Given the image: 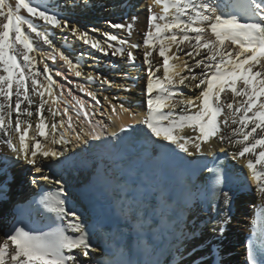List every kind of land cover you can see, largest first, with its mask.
Here are the masks:
<instances>
[{
	"label": "snow or ice",
	"instance_id": "snow-or-ice-1",
	"mask_svg": "<svg viewBox=\"0 0 264 264\" xmlns=\"http://www.w3.org/2000/svg\"><path fill=\"white\" fill-rule=\"evenodd\" d=\"M89 6V0H0V203L9 199L18 164L30 169L33 186L43 181L55 189L27 203L34 221L17 207L0 235V264H132L115 243H94L97 227L70 205L52 169L67 159L69 146L120 144L137 131L145 151L185 160L203 176L186 210L198 204L217 238L232 219L229 162L239 166L238 183L259 199L245 264H264V0H149L142 42L133 39L139 17L130 9L103 26H82L66 14ZM105 62L117 76L105 74ZM141 67L143 114L130 100L101 96L91 86L130 95L139 77L128 70ZM137 226L143 228L142 217ZM199 238L193 224L177 264H208ZM221 252L219 243L208 250Z\"/></svg>",
	"mask_w": 264,
	"mask_h": 264
},
{
	"label": "bare ground",
	"instance_id": "bare-ground-1",
	"mask_svg": "<svg viewBox=\"0 0 264 264\" xmlns=\"http://www.w3.org/2000/svg\"><path fill=\"white\" fill-rule=\"evenodd\" d=\"M68 2L71 3V0ZM146 2L149 0H89L90 6L87 9L79 8L78 13L85 20L83 26H103L106 19L118 22L125 11L130 9L129 16L135 14L139 17L133 39L142 42V30L146 26ZM69 11L71 12V10ZM54 42L57 43V46L63 43L58 31ZM75 47L79 49V45ZM88 63L91 62L88 61ZM107 67V62H105L106 75L117 76L115 72L106 71ZM90 70V68H85L86 72ZM128 71L131 75L139 77L135 81L130 95L113 90L105 92L95 84L91 86L101 96H117L120 99L130 100L134 109L143 114L146 107L144 103L146 73L142 67ZM70 78L75 79L74 77ZM128 83L132 84L133 82L128 81ZM96 119L106 120V116L97 115ZM141 142L142 134L137 131L132 134L131 140L115 144V151L112 154L96 148L95 144L87 151L76 150L69 146V151L65 154L67 159L52 169V173L57 178L62 177L70 205L82 215L86 223L97 227L94 243L100 246L115 243L123 249L124 258L130 260L132 264H177V261L180 260V253L177 252V249L183 252L184 234L195 224L200 231L198 242L207 243L203 254L208 264H214L212 262L213 255L208 254L209 248L214 243H219L222 248V252L215 260L222 256L223 264H245V243L247 233L250 231L249 221L255 214L259 199L254 192L250 193L242 189L238 183L239 166L233 168L231 162L229 163L231 174L234 177V182L230 185L234 194L230 209L232 219L227 224L224 236L217 238L213 232L209 231L212 224L206 223L208 218L200 211L198 204H195V211L186 210V205L194 203L197 199L194 185L203 179L201 174L194 172L188 166L184 173L173 175L174 180L168 189V198L164 196L162 197L163 202L158 201L154 204L147 200V194L152 196L149 186L156 175L157 165L162 157L158 150L145 151L141 146L135 150L134 148L141 145ZM218 147H223V145H218ZM99 156L106 162L105 165L104 161L102 163L98 161ZM137 162L142 166L140 169L135 168ZM112 164H115V170H110ZM11 172L14 179L9 185V199L0 203V235H3L10 227L13 214L17 211L18 206L23 208V219L26 222L38 219L34 214L30 215L31 209L28 208L27 203L38 197L40 193L55 190L43 181L36 186L29 183L30 169L22 164L13 167ZM169 173L173 174L172 171ZM244 175L247 177L246 171ZM132 180H135V183L130 184L129 182ZM248 183H251L250 180ZM125 188L133 191L132 199L137 202L131 208L135 215L127 216L128 218L122 215V211L115 201V196L119 193L124 194L122 192ZM143 190L146 193H143ZM169 198L171 202L168 201ZM120 201L125 200L121 197ZM141 211L144 212L146 226L139 229L137 225ZM167 212H171L173 217L168 222H166L165 216ZM211 219H215V216H212ZM122 223L128 224L126 230L122 229ZM160 240L163 242L161 248L158 249ZM187 246L190 247L191 244Z\"/></svg>",
	"mask_w": 264,
	"mask_h": 264
},
{
	"label": "rangeland",
	"instance_id": "rangeland-1",
	"mask_svg": "<svg viewBox=\"0 0 264 264\" xmlns=\"http://www.w3.org/2000/svg\"><path fill=\"white\" fill-rule=\"evenodd\" d=\"M79 8L71 10V12L68 10L67 11V15L70 16V18H72L73 20L77 21L79 24H81L82 26L84 25V19L81 17L80 13H78ZM78 14V15H77ZM80 15V16H79ZM78 93V92H77ZM79 94V93H78Z\"/></svg>",
	"mask_w": 264,
	"mask_h": 264
}]
</instances>
